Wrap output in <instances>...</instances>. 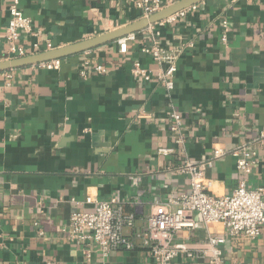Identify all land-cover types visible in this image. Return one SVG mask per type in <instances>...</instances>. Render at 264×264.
Returning a JSON list of instances; mask_svg holds the SVG:
<instances>
[{
	"label": "crops",
	"instance_id": "obj_1",
	"mask_svg": "<svg viewBox=\"0 0 264 264\" xmlns=\"http://www.w3.org/2000/svg\"><path fill=\"white\" fill-rule=\"evenodd\" d=\"M138 1L19 0L33 21L22 44L34 54L126 26L144 15ZM10 2L0 0V61L8 57ZM223 20L230 25L227 43ZM157 29L164 46L183 50L171 98L158 80L159 65L142 51L148 28L125 53L118 41L88 50L104 74H81L85 52L62 59L57 70L35 64L0 72V264H91L69 237L73 211L115 196L140 227L156 205L189 192V175L178 170L184 150L170 131L171 102L183 118L188 157L211 161L205 177L212 192L229 195L243 178L249 188L264 186V142L255 141L264 129V0H204ZM136 60L152 71L150 80L134 77ZM247 142L257 155L246 173L231 154L212 159L216 147ZM169 147L175 152L159 153ZM209 232L224 231L199 221L177 239L198 249ZM224 236L226 264L264 263V236ZM101 257L93 245L91 261ZM106 264L154 262L139 245L115 250ZM173 264L210 260L181 254Z\"/></svg>",
	"mask_w": 264,
	"mask_h": 264
},
{
	"label": "built area",
	"instance_id": "obj_2",
	"mask_svg": "<svg viewBox=\"0 0 264 264\" xmlns=\"http://www.w3.org/2000/svg\"><path fill=\"white\" fill-rule=\"evenodd\" d=\"M169 4L171 3H165L162 0L137 2L138 7L143 10V16H149ZM196 8L197 5H193L168 19L150 25L148 27L151 35L150 43L142 47V51L159 65L158 80L165 87L170 98L175 88L178 60L183 50L182 46L171 49L164 46L161 42V32L157 28L164 22L175 21L185 16L189 10ZM32 31V18L23 13L19 7V0H11L6 36L7 59L27 55V50L22 44L23 33ZM229 32V22L223 20L222 39L225 43L228 42ZM135 39L136 33L119 39L120 51L127 52L129 41ZM88 52L85 51L87 55L82 62L81 74L86 77L90 71L98 74L106 73V67L102 64H94L88 57ZM61 64L62 59H54L38 65L57 70L60 69ZM132 64L131 71L135 78L145 81L151 79L152 71L149 68L137 60ZM168 111L171 119L172 140L184 150L185 160L178 170L189 175V192L170 198L167 204L156 205L140 227L137 225L136 213L129 211L127 205L115 196L96 201L92 210L73 211L68 223L69 237L83 246L91 264H106V258L115 250L120 248L134 250L139 245L150 250L154 264H173V261L181 254H186L188 257L208 256L210 264H226L222 248L226 242L225 232L233 237L249 239L264 236V186L249 188L243 178L229 195H217L212 192L211 180L205 177V171L211 161H193L188 157L185 151L187 138L182 132L181 112L172 102L168 105ZM255 141L264 142V129L260 138ZM252 143H242L232 149L216 147L213 150L212 159L231 154L236 159L237 169L246 173L255 162L257 155ZM173 152H175L174 147L159 149V153L162 154ZM87 201L91 203L94 200L88 197ZM199 221H202L207 228L211 224L218 223L224 232H209L207 240L198 249L177 239L182 230H195ZM93 245L98 247L102 257L92 262L91 247Z\"/></svg>",
	"mask_w": 264,
	"mask_h": 264
},
{
	"label": "water",
	"instance_id": "obj_3",
	"mask_svg": "<svg viewBox=\"0 0 264 264\" xmlns=\"http://www.w3.org/2000/svg\"><path fill=\"white\" fill-rule=\"evenodd\" d=\"M202 1L204 0H177L176 2L163 7L159 11L154 12L149 16H143L126 26H122L115 30L105 32L101 35L87 38L69 45L43 50L34 54H27L25 56L1 60L0 72L19 67L40 64L54 59H64L66 57H70L94 49L101 45L113 41H118L119 39L126 37L132 33L140 32L148 28L152 24L168 19L179 11L189 8L193 5H197Z\"/></svg>",
	"mask_w": 264,
	"mask_h": 264
}]
</instances>
